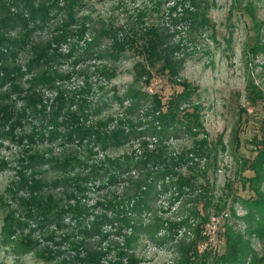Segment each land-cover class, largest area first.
Returning a JSON list of instances; mask_svg holds the SVG:
<instances>
[{
    "label": "trees",
    "instance_id": "1",
    "mask_svg": "<svg viewBox=\"0 0 264 264\" xmlns=\"http://www.w3.org/2000/svg\"><path fill=\"white\" fill-rule=\"evenodd\" d=\"M258 1L233 0L229 10V17L238 11L251 18L259 38L251 47L255 54L264 51ZM146 2L127 30L94 25L91 15L81 13L86 0H0V140L24 148L18 179L8 189L12 204L1 196L4 242L18 255L33 253L47 263L140 264L138 250L146 236L171 247L173 264H264L251 242L254 234L264 238V89L248 79L245 98L261 115L249 138L255 154L244 156L240 167L250 173L241 176L250 195L238 197L247 229L243 233L226 223L224 254L199 252L208 239L202 225L228 206L216 200L209 176V171L217 174L227 145L222 135L210 138L202 102L195 99L200 87L181 75L189 43L204 33L217 42V23L209 14L217 2ZM40 31H49L47 38L37 39ZM224 39L230 48L233 32ZM23 53H28L24 61ZM127 53L136 58L124 91L114 87L110 97H90L89 71L77 66L94 57L100 62L95 74L111 81L118 75L115 62ZM67 60L72 69L65 68ZM159 73L174 88L166 99L148 90ZM72 74L86 80L70 91L64 88ZM113 102L119 106L115 111ZM239 112L241 121L249 113L245 107ZM182 135L192 144L177 150L171 141ZM67 144L91 155L55 154L53 146L65 151ZM125 146L130 147L122 154L109 153ZM91 186L104 192L93 206L84 202ZM162 195L171 206L179 204L168 218L156 207ZM230 210L237 216L233 205ZM69 218L75 226L66 223Z\"/></svg>",
    "mask_w": 264,
    "mask_h": 264
},
{
    "label": "rangeland",
    "instance_id": "2",
    "mask_svg": "<svg viewBox=\"0 0 264 264\" xmlns=\"http://www.w3.org/2000/svg\"><path fill=\"white\" fill-rule=\"evenodd\" d=\"M147 0H86L85 8L81 13L91 15L94 25H101V22L106 25H113L115 28L124 27L128 28L132 25L133 21L137 18L141 8H145L148 2ZM217 6L212 8L209 13L217 23L218 36L217 42L211 38L207 33H204L202 37L198 36L197 41L189 43L187 46V52L191 53L188 62H186L184 69L182 70V77L187 78L188 81H192L200 87V95L195 98L202 102L203 105V118L206 131L209 132L210 138L216 139L222 135L227 149L220 154L219 170L217 174L209 171V176L214 184V193L216 194V200L223 199L227 201L228 206L224 212L219 215L213 214L210 217L209 222L203 226V235H207L208 239H204L199 245V252H204L206 249L212 250V254H224L225 244V225H232L236 231L245 232L247 229V222L242 218L245 214V210L238 197L250 195L247 189L242 186V174H250L248 171L243 172L241 170V161L244 156L252 158L255 153L251 150L252 144L249 143V138L253 135L255 130V120L261 113L255 111L246 100V85L248 79H255L256 83L264 89V51L259 54H255L251 49L252 45L259 40L257 33L252 27L251 18L241 12H234L229 17V10L233 0H215ZM257 15L258 18L264 21V0L257 2ZM233 32V43L229 48L227 43L224 42V35ZM49 31H40L35 35L37 39L47 38ZM262 37L264 38V29L262 30ZM28 57V53H23L22 61ZM136 56L127 53L119 59V62H115L118 69V75L111 81H105L99 75L95 74V65L100 63L95 58L90 60H84L77 66L86 67L89 71L88 81L92 87L90 97L95 100V94L97 96L110 97L115 92L116 88L119 91H124L125 87L132 81V71ZM104 62L113 64L111 60H105ZM72 62L70 60L65 61V68L72 69ZM86 77L84 75L72 74L71 80H66V90H73L85 83ZM103 85V90H95L94 87ZM167 81L166 77L157 74L154 76L152 83L148 86V90L152 92H159L166 99L173 92L174 88ZM116 87V88H114ZM48 96H51L48 95ZM118 103L113 102L111 109L115 111L118 109ZM245 107L249 113V119L247 116L243 117L241 121L240 108ZM256 117V118H255ZM192 140L186 135L179 136L178 139H173L171 143L176 145V149L179 150L185 146H191ZM0 167L6 162L2 170H0V264H54L39 261L33 253L28 255H18L15 248L4 242V234L2 233V226L4 224L5 210L1 205V196L12 204L11 193L8 189L13 187L12 181L18 179L16 166L18 165V158L24 154V148L7 140L2 142L0 140ZM27 145V144H26ZM45 145H49L46 142ZM46 146V147H47ZM26 147V146H25ZM55 154H66L72 151L86 156L85 148L66 145L65 151L63 147L56 145L53 146ZM130 146H125L118 151H109L114 155L115 153L122 154ZM83 152V153H82ZM95 152V150H94ZM91 155V154H90ZM92 160H95V155L92 156ZM99 157H102L100 152ZM52 172H49V177L52 178ZM228 183L230 186H228ZM87 198L84 202L89 206L95 205V201L99 199L104 192L95 190L94 186L90 187ZM51 190V189H50ZM51 192H59L58 189L51 190ZM168 196H161L158 204H156L158 213L168 218L176 212L179 204L178 202L172 206L169 203ZM238 199V201H237ZM221 200V202H223ZM234 206L237 216H235L231 209ZM155 207V208H156ZM67 224L72 226L76 225V221H71L70 218L66 219ZM110 227L106 226L105 229ZM110 230V229H109ZM185 229L179 231L178 237H182ZM190 236V232L187 234ZM193 235L191 236V238ZM141 246L138 250L140 264H173L174 251L171 247L160 245L151 242L148 237H143ZM252 247L259 256L264 255V238H260L256 234L251 238ZM106 246V242L103 243ZM68 248V246H66ZM104 262L107 263V260Z\"/></svg>",
    "mask_w": 264,
    "mask_h": 264
}]
</instances>
